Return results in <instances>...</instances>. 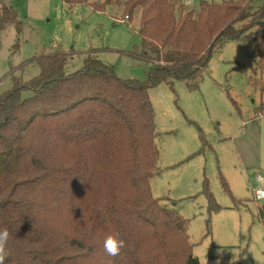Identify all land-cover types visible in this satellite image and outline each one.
I'll return each instance as SVG.
<instances>
[{"label":"trees","instance_id":"trees-1","mask_svg":"<svg viewBox=\"0 0 264 264\" xmlns=\"http://www.w3.org/2000/svg\"><path fill=\"white\" fill-rule=\"evenodd\" d=\"M123 4L125 18L140 10L146 81L118 77L94 52L68 72L71 55L56 48L35 58L37 76L0 96V230L10 234L4 264H200L189 220L151 190L160 150L149 89L174 80L198 88L215 53L264 28V1L256 9L251 0ZM256 110L264 113V101ZM203 192L218 209L206 182ZM258 217L264 223V205ZM108 235L125 241L118 256L104 250Z\"/></svg>","mask_w":264,"mask_h":264},{"label":"rangeland","instance_id":"rangeland-1","mask_svg":"<svg viewBox=\"0 0 264 264\" xmlns=\"http://www.w3.org/2000/svg\"><path fill=\"white\" fill-rule=\"evenodd\" d=\"M103 1L0 0V96L37 76L35 58L56 48L71 55L68 72L82 68L86 53L94 52L118 77L146 81L151 62L142 55L140 10L126 20L125 0L96 9ZM201 1L243 0H179L186 8ZM263 1L251 4L256 9ZM263 82L264 28L254 26L212 56L198 88L174 80L149 89L160 150L151 190L189 220L200 264H264L258 217L264 202L252 191L257 176H264V120L256 110L264 101ZM205 182L218 209L209 208Z\"/></svg>","mask_w":264,"mask_h":264},{"label":"clouds","instance_id":"clouds-1","mask_svg":"<svg viewBox=\"0 0 264 264\" xmlns=\"http://www.w3.org/2000/svg\"><path fill=\"white\" fill-rule=\"evenodd\" d=\"M261 120H264V113L258 114ZM259 179V178H258ZM257 198L264 196V187L256 189ZM9 231L7 228L0 230V264H4L8 253L5 251L8 239ZM104 250L109 256H118L123 247H125V241L118 238L117 235H108L103 242Z\"/></svg>","mask_w":264,"mask_h":264},{"label":"built area","instance_id":"built-area-1","mask_svg":"<svg viewBox=\"0 0 264 264\" xmlns=\"http://www.w3.org/2000/svg\"><path fill=\"white\" fill-rule=\"evenodd\" d=\"M125 19L127 20L128 17H126ZM121 21H123V20H121ZM256 181H257L258 185L252 186L254 199L257 202H264V196H261L260 198H257V192H256V189L264 187V176L258 175Z\"/></svg>","mask_w":264,"mask_h":264},{"label":"water","instance_id":"water-1","mask_svg":"<svg viewBox=\"0 0 264 264\" xmlns=\"http://www.w3.org/2000/svg\"><path fill=\"white\" fill-rule=\"evenodd\" d=\"M13 16H15V12H14ZM15 48H17V46H15Z\"/></svg>","mask_w":264,"mask_h":264}]
</instances>
